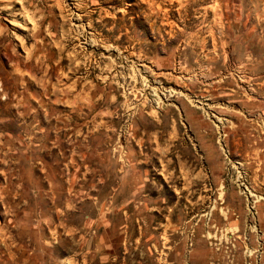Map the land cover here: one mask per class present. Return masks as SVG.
<instances>
[{"label":"rangeland","instance_id":"1","mask_svg":"<svg viewBox=\"0 0 264 264\" xmlns=\"http://www.w3.org/2000/svg\"><path fill=\"white\" fill-rule=\"evenodd\" d=\"M0 264H264V0H0Z\"/></svg>","mask_w":264,"mask_h":264},{"label":"bare ground","instance_id":"2","mask_svg":"<svg viewBox=\"0 0 264 264\" xmlns=\"http://www.w3.org/2000/svg\"><path fill=\"white\" fill-rule=\"evenodd\" d=\"M152 7V6H151ZM132 68V67H131Z\"/></svg>","mask_w":264,"mask_h":264}]
</instances>
